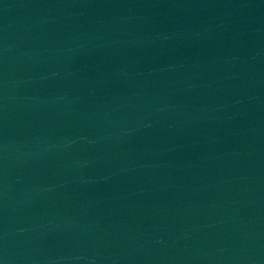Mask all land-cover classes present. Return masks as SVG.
<instances>
[{
	"label": "water",
	"instance_id": "obj_1",
	"mask_svg": "<svg viewBox=\"0 0 264 264\" xmlns=\"http://www.w3.org/2000/svg\"><path fill=\"white\" fill-rule=\"evenodd\" d=\"M0 264H264V0H0Z\"/></svg>",
	"mask_w": 264,
	"mask_h": 264
}]
</instances>
